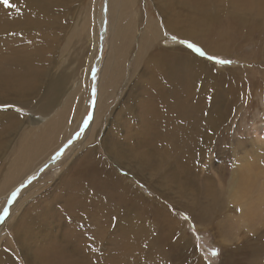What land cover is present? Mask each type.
Listing matches in <instances>:
<instances>
[{"label": "bare ground", "instance_id": "1", "mask_svg": "<svg viewBox=\"0 0 264 264\" xmlns=\"http://www.w3.org/2000/svg\"><path fill=\"white\" fill-rule=\"evenodd\" d=\"M106 1L109 3L107 11L111 15H108L113 35L111 37L118 45L120 42L122 44V41L123 44L113 47L112 59L107 71L102 74V82H99L103 90L96 95V117L108 106L109 99L113 96L112 91L123 72L121 60L126 56V48L133 29L139 22L137 17L141 9L145 18V44L142 48L153 45L155 40L161 39L168 32L190 39L207 53L221 55L228 54L231 47H214L213 44L219 40L227 46L231 43L234 32L247 29L251 34L258 31L257 39H264V0ZM10 2L17 4L19 11L15 8L5 9L0 5V105H19L29 110L34 107L33 115L30 116L35 119L30 117L31 120H27L24 116L21 119V115L15 113L10 116L0 107V148L2 138L10 134L8 132L11 129L19 126L21 121L27 123L25 128L28 135L18 151V156L16 155L17 160L9 167L10 181L7 179L3 183L9 187L6 192L13 186L12 190L17 188L20 180L28 178L47 159L51 164V155L58 145L56 132L63 122L59 115L47 120L42 117L47 115L46 109L60 96V92H65L64 88L70 78L65 74L63 77L55 75L56 65L53 59L67 0ZM139 2L140 8H137ZM146 5L154 8L157 18L148 15ZM177 6L181 10L175 11ZM102 11L106 13L105 6ZM90 15V34H94L98 24L95 33H101V30L103 39L106 32H103L104 18L98 15L97 20L95 13ZM214 23H219L223 28L218 35L213 27ZM147 48L151 47L145 49ZM89 54L83 65L85 77L93 50ZM261 55L259 59L264 63V50ZM257 56L259 57V53ZM144 58L142 63L140 62L142 70L134 86L131 85V90L137 91L136 95L141 101L129 94L121 105L124 119L132 122L129 126L131 129L123 135L125 147L117 143V138L100 142L107 155L115 159L117 166L113 167L116 171L109 167L101 154H96L93 144L89 145L85 155L76 158L67 169L62 168L58 178L50 183V190L46 187L40 196L37 194L33 198L29 210L21 212L16 218L12 215L10 219H6V224L12 227L11 239L19 241L20 245L25 243L21 254H25L23 257H26V263L16 261L10 256L11 247L7 248L11 245L10 239L0 251V264H172L169 262V256L165 254L168 248L161 247L163 240L155 231L153 222L151 224L148 218H140L136 207L129 206L134 204L133 196L127 191L125 176L121 175L120 171H124L128 176L132 175L142 184H151L158 177L161 182L171 183L169 185L181 193L189 187H196L199 191L205 190L206 193H201L198 199L196 198L195 207L198 212H193L191 207L187 209L194 221H202L207 217L209 219L216 210L218 213L222 211L218 195L207 192L209 189L203 183H197V165L208 154L206 150H211L212 145L218 141V128L221 126L219 96L213 94L210 105L203 102L201 96L202 86L199 82L205 67L203 57L200 59L185 47H159L148 52ZM138 59L133 62L135 66ZM36 97L39 99L33 100ZM74 122H70L66 130L68 135H71L75 128ZM95 126L97 121L94 119L90 125L89 137L94 134ZM111 126L116 129L117 122ZM113 135L114 132L107 133L106 137ZM102 166L107 168L105 174ZM235 166L237 169L234 170L238 172L260 170L264 167V158L257 150H251L245 152ZM53 168L54 166L51 169ZM148 171L153 174L146 177L145 172ZM238 172L231 178L235 185L241 184L239 181L242 176L240 177ZM247 176L250 177L251 173L248 172ZM42 179L32 183L19 198L27 195V191ZM137 196L135 193V197ZM173 202L179 205L177 201ZM21 203L20 200L18 207ZM38 203L40 204L32 210L33 204ZM18 207L16 206L17 209ZM160 210L165 216L161 224L158 223L160 218H163V215H159ZM257 214L254 211L246 213L252 218H257ZM154 217L157 220L154 222L166 230L170 231L169 227H174L171 225L174 224V219L169 215L167 206L159 207L153 214ZM14 219L16 223L13 222ZM57 222L65 226L60 238H57ZM143 233L153 235L148 238L143 236ZM248 241L251 243H247L249 247L248 250L245 248L246 255L243 261L240 260L241 263L236 261V255L232 254L222 260L221 264H264V232L260 236L256 234V237ZM179 244L181 245V242ZM143 246L145 250L142 249ZM163 250L165 253L162 254ZM236 251L234 248L233 252Z\"/></svg>", "mask_w": 264, "mask_h": 264}, {"label": "rangeland", "instance_id": "2", "mask_svg": "<svg viewBox=\"0 0 264 264\" xmlns=\"http://www.w3.org/2000/svg\"><path fill=\"white\" fill-rule=\"evenodd\" d=\"M103 6H105L106 13L102 11ZM138 7L140 8V2L137 8ZM147 7L148 6L146 5V8ZM108 8L109 3L106 0H67L66 2L63 10L64 15L61 20L62 29L58 32L59 36L57 34V43H55L56 51L53 59H55L54 61L56 65L54 67L55 75L64 76L65 74L70 78L64 88V90L66 89L67 91L60 92L61 94L59 95L61 97L58 95L59 97L54 99L50 108L46 109V112H48L46 115L47 117H42L45 118L44 120H47V118L59 115L61 122L63 123L56 132L58 145L56 144L57 147L55 148V152L51 155V164L48 163L49 160L47 159L43 162L45 163L44 165H42L43 163L40 164L39 167L29 176L36 177L32 183L40 180V178H43L42 181L27 191V193H29L27 195L24 194L23 198L20 199L19 195H21L24 190L28 189L32 183L26 185V187L21 189V192L17 196V199L19 198V200L17 201L16 199L17 202L14 201L9 205L7 204L8 197L15 189L12 190L13 186L6 192L9 187H6L3 183L8 179V172H11L9 167H11L14 160H17L19 154L18 151L28 136L26 135L27 129L25 128L27 123H23L24 121L22 122L20 120L21 123L19 126L11 129L10 132H8L10 134H7L2 138L3 140L1 141L0 148V211H2L5 206L9 207V217L6 219H10L12 215L13 218H16L21 212H24L26 209L29 210V206L31 205L30 202L33 198L36 197L37 194L40 196L46 187L50 190V183L58 178L59 173L63 171L62 168L64 167L67 169L73 164L76 158L80 155H85V152L88 151V147L91 144H93V149H95L96 154H101L108 165H110L109 167L116 171L113 167L117 166V163L114 162L115 159L107 155L100 142H103L104 139L111 141L113 138H117V143L121 144L122 147H125L123 135L131 129L129 126H131L132 122L124 119L125 116H123L124 112L122 113L121 105L129 94H132L136 100L138 99L136 95L137 91H132L131 85L134 86L133 84H135L134 82L142 70L140 62L142 63V59L144 57L146 58L148 52L150 53L151 50L155 48H187L186 45L180 44L179 40H188L192 42L188 38H183L182 36L173 33L170 34L168 32L163 35L161 39L155 40L153 45L145 46V48L151 47L150 49L147 48L146 50L145 48H142L145 44L143 40L145 18L144 12L141 9V17L140 15L137 17L139 22L133 29L129 45L126 48L128 50H126V56L124 57V59H126L121 60V63L123 64V72L118 78V83L112 91L113 96L109 99L108 106L96 117V106L98 102L96 95L103 90L99 82H102V74L107 71L109 61L112 59L113 47L122 46L123 44L122 41V44L120 42L118 45L117 42L114 41V38H112L113 35H111L112 32L109 24L110 18H108L111 15L108 13L109 11H107L109 10ZM148 10V15L155 16L153 7L149 6ZM176 10L181 9L177 6L175 8V11ZM92 12L96 14L97 20H99L98 15L104 18L105 28L103 27V32H106L103 39L101 30V33H95V30H98V24H96V28L94 29V34L96 36L90 34L91 25L89 23V17H91L90 13L93 14ZM157 16L155 17L157 18ZM213 27L216 28V35L223 30L219 23H214ZM258 35V31L250 34L247 29H244L241 32H234L233 39L227 46L219 40L213 44L214 47H231L228 54L221 55L206 52L208 55H213L220 59L231 60V64H213V62L208 61L203 57L205 67L203 68V74H201L199 82L202 86L200 87L202 92L201 96L203 102L205 101L207 105L211 104L213 94L219 96L220 101H222H219L218 108L221 117L219 125L221 126L218 128L219 142L216 141L212 145L211 150H206V154H208L205 155L203 158L204 160L197 165V183H203V185L209 189L207 192L218 195L219 200L221 201L220 204L222 205V211L219 212L220 214L216 210L210 215L209 219L207 217L202 221H194L189 215L187 209H190L191 207L193 212H198L197 207H195V202H197L196 198L198 199L201 193H206L205 190L199 191L196 187H189L186 191L181 193L174 186H170L169 184L171 183L161 182L158 177L151 184H142L141 182L136 181L132 175H125L124 171H120L121 175L125 176L127 191L133 196L132 201L134 204H130L129 206L136 207L140 218H148L151 224L153 222L155 231L159 233L163 240V242H161L163 246L161 245V247H164L165 249L168 248L166 253L164 250L161 251V253L167 254L169 256V262L172 264H221L222 260L224 261L228 255L232 254L236 255L234 258L241 263L240 260L243 261L246 255L245 248L247 247L248 250L249 247V244L247 245V243H251L248 240L252 237H256V234L260 236L264 232V167L260 170H243L241 172L234 170L237 169L235 163H237L239 158L243 156L245 152L257 150V152H260L264 158V63L259 59L262 57L261 52L264 50V44L262 45L264 39H262V41L258 40ZM173 36H176L177 40L174 41L172 39ZM91 50H93V54L87 67L88 75L86 74L85 77V66L83 65L86 57L90 55L89 53ZM258 53L259 57L257 56ZM138 57L141 60L138 59ZM136 59H138V61L135 66V63L133 62ZM74 73H76L75 76ZM79 83L82 85L80 86ZM93 89H95V93H93ZM36 99L39 98L36 97L33 100ZM101 99H103V97ZM137 101L141 100L138 99ZM6 106L7 107L0 105V107L7 111L10 116L15 113L21 115V119L23 116L27 120H31V118L35 119L33 116H30L33 115L32 110H35L33 109L34 107L29 110L28 108H21L19 105ZM16 108H21L22 114L17 113L15 110ZM89 114H91V119L89 120L88 127L84 128V132L79 139H75L76 132L84 127V120L89 117ZM118 114L121 116L119 117ZM34 116L36 117L37 115L35 114ZM94 119L97 121V126L93 129L94 134L92 133V137H89V132L91 131L90 125ZM73 120L75 122L77 120V125L74 122L75 128L72 134L68 135L66 130L71 124L70 122ZM116 122L117 128L114 129L111 125ZM21 124L24 125L21 126ZM113 132L115 135L106 137L107 133L112 134ZM257 134H259V136ZM255 137H258V139ZM70 139L73 140V144L64 151L58 160H54L53 157L56 152L59 151V149ZM61 142L63 143L61 144ZM258 143H261V145L259 146ZM73 147L75 148L73 149ZM53 166L54 168L51 169ZM102 167V171L105 174L107 168L106 166ZM41 169H43V171H41ZM237 172L240 177L242 176L241 181H239V183H241L240 185H235L231 182V178L234 177L233 174ZM248 172L251 173L250 177L247 176ZM151 174H153L152 171L145 172L146 177ZM26 178L23 181L20 180V183H24L28 179ZM245 180L249 181L247 182ZM8 181L10 180L8 179ZM20 183L17 184L20 185ZM19 185H17V187H19ZM135 193L138 194L137 197H135ZM187 198L189 199L186 200ZM20 200L22 203L18 207ZM173 201H177L179 205H176ZM39 204L40 203L33 204L31 209L33 210ZM162 205L165 206V208L167 206L169 215H172L174 219V224H171L174 227H169L170 231L163 228L162 225H157L155 223L157 222V220H155L156 217L153 218V214ZM58 208L57 204V209ZM32 210H30V212ZM253 211L254 213H258L255 215L257 218L248 217L249 215H246L247 212L250 213ZM159 212V215H163V218H160L158 221V223L161 224L165 216L162 210ZM128 213L130 214L129 211ZM185 216H187L188 219H185ZM13 222L16 223L17 221L14 219ZM198 222L202 223L199 224ZM160 226L162 227L159 228ZM11 228L10 224H6V220L0 222V251L3 249L7 241L11 239ZM64 228V225L62 226L61 223L57 222V238H60L64 233ZM152 235V233L148 235L143 233V236H147L148 238ZM154 236L156 235L154 234ZM197 236L201 239H197ZM179 242H181V245ZM242 243H244L243 246H241ZM22 246H25L24 242L20 245L19 241H13L11 239V245L7 246V248L11 247L9 250L11 252L10 256L13 259L26 263L24 260L26 257H23L25 254H21ZM212 248L218 249V256L211 255ZM234 248L235 251L239 249L238 251L240 252H233ZM142 249L145 250L146 248L143 246Z\"/></svg>", "mask_w": 264, "mask_h": 264}, {"label": "snow or ice", "instance_id": "3", "mask_svg": "<svg viewBox=\"0 0 264 264\" xmlns=\"http://www.w3.org/2000/svg\"><path fill=\"white\" fill-rule=\"evenodd\" d=\"M0 5H3V7L5 9H17V11H19L18 5L11 3L10 0H0ZM172 39L175 41L177 40L176 36H173ZM179 43L182 45H186V47L191 50V52L197 54L199 57H204L206 58L208 61L213 62V64H219V65H228L231 64L232 61L231 60H227V59H220L216 56L213 55H208L206 53L205 50H203V48L201 46H199L197 43L195 42H190L188 40H179ZM93 93H95V89H93ZM7 107V106H4ZM17 113H21L22 114V109L21 108H16L15 109ZM91 119V114H89V117L87 119L84 120V127L80 129V131L76 132L75 134V139H79L83 132H84V128L88 127V123L89 120ZM73 144V140L70 139L67 141L66 144L63 145V147H61L59 149V151L56 152L55 156L53 157L54 160H58L61 155L64 153V151ZM41 171H43V169H41ZM127 173H125L126 175ZM36 179L35 176H31L28 177V179L20 184L19 187L15 188V190H13L10 194V196L8 197L7 200V204H12L14 201H16L18 194L21 192V189L26 187V185L31 184L34 180ZM239 210V209H238ZM9 217V207L5 206L2 211H0V222H3L6 220V218ZM185 219H188L187 216L184 217ZM115 219V217L113 218ZM197 239H201L199 236H197ZM211 255L212 256H218L219 255V251L218 249L212 248L211 249Z\"/></svg>", "mask_w": 264, "mask_h": 264}]
</instances>
